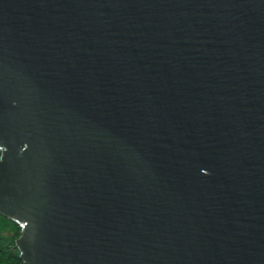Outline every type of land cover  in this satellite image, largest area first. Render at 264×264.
Segmentation results:
<instances>
[{
  "label": "water",
  "instance_id": "95a60500",
  "mask_svg": "<svg viewBox=\"0 0 264 264\" xmlns=\"http://www.w3.org/2000/svg\"><path fill=\"white\" fill-rule=\"evenodd\" d=\"M0 213L24 264H264V0H0Z\"/></svg>",
  "mask_w": 264,
  "mask_h": 264
},
{
  "label": "trees",
  "instance_id": "16d2710c",
  "mask_svg": "<svg viewBox=\"0 0 264 264\" xmlns=\"http://www.w3.org/2000/svg\"><path fill=\"white\" fill-rule=\"evenodd\" d=\"M19 235L18 224L0 213V264H24L15 245Z\"/></svg>",
  "mask_w": 264,
  "mask_h": 264
}]
</instances>
